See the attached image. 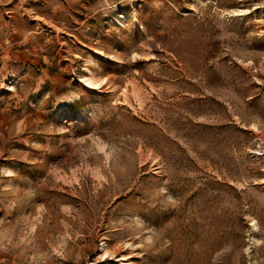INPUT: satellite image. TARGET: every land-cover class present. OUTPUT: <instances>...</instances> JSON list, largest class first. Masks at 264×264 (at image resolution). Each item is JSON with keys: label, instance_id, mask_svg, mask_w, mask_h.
<instances>
[{"label": "rangeland", "instance_id": "1", "mask_svg": "<svg viewBox=\"0 0 264 264\" xmlns=\"http://www.w3.org/2000/svg\"><path fill=\"white\" fill-rule=\"evenodd\" d=\"M0 264H264V0H0Z\"/></svg>", "mask_w": 264, "mask_h": 264}, {"label": "bare ground", "instance_id": "2", "mask_svg": "<svg viewBox=\"0 0 264 264\" xmlns=\"http://www.w3.org/2000/svg\"><path fill=\"white\" fill-rule=\"evenodd\" d=\"M96 53L97 54H103V52L102 51H96ZM80 82H82L83 84H84V86L86 87V88H91L92 87V80H91V78H88V79H86V80H83V79H80L79 80Z\"/></svg>", "mask_w": 264, "mask_h": 264}]
</instances>
